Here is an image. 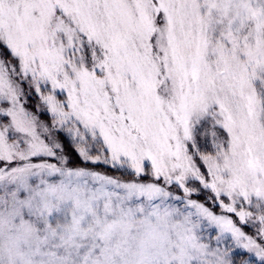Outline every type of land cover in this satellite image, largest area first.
<instances>
[{
    "label": "snow or ice",
    "instance_id": "obj_1",
    "mask_svg": "<svg viewBox=\"0 0 264 264\" xmlns=\"http://www.w3.org/2000/svg\"><path fill=\"white\" fill-rule=\"evenodd\" d=\"M0 264H264V0H0Z\"/></svg>",
    "mask_w": 264,
    "mask_h": 264
}]
</instances>
